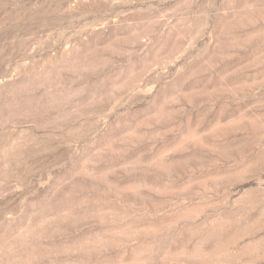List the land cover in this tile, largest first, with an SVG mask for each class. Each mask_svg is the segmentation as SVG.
I'll return each instance as SVG.
<instances>
[{"label": "rangeland", "instance_id": "obj_1", "mask_svg": "<svg viewBox=\"0 0 264 264\" xmlns=\"http://www.w3.org/2000/svg\"><path fill=\"white\" fill-rule=\"evenodd\" d=\"M0 264H264V0H0Z\"/></svg>", "mask_w": 264, "mask_h": 264}]
</instances>
